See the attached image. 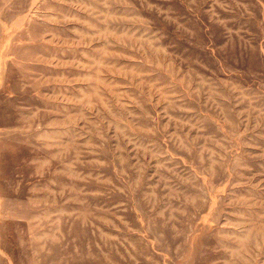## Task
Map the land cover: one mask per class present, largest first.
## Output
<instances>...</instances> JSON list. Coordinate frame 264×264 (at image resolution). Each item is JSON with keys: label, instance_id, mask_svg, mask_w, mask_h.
<instances>
[{"label": "rangeland", "instance_id": "obj_1", "mask_svg": "<svg viewBox=\"0 0 264 264\" xmlns=\"http://www.w3.org/2000/svg\"><path fill=\"white\" fill-rule=\"evenodd\" d=\"M0 264H264V0H0Z\"/></svg>", "mask_w": 264, "mask_h": 264}]
</instances>
